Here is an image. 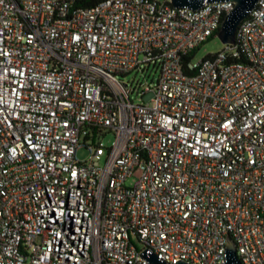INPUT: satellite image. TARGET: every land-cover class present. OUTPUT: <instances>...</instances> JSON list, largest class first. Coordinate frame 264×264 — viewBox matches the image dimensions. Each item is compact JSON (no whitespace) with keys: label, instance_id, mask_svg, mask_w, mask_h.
Instances as JSON below:
<instances>
[{"label":"built area","instance_id":"built-area-1","mask_svg":"<svg viewBox=\"0 0 264 264\" xmlns=\"http://www.w3.org/2000/svg\"><path fill=\"white\" fill-rule=\"evenodd\" d=\"M77 1L0 0V264H264V0Z\"/></svg>","mask_w":264,"mask_h":264},{"label":"water","instance_id":"water-1","mask_svg":"<svg viewBox=\"0 0 264 264\" xmlns=\"http://www.w3.org/2000/svg\"><path fill=\"white\" fill-rule=\"evenodd\" d=\"M223 1L233 2L234 8L224 17L217 37L223 44H235L238 26L250 15L259 0H171L172 5L176 8L188 7L193 10L202 8L205 3ZM226 249L227 264H242L237 255L236 244L231 238H228ZM142 256L151 264H169L166 261L160 260L156 254L147 255L146 252H143ZM178 264L187 263L181 261Z\"/></svg>","mask_w":264,"mask_h":264},{"label":"rangeland","instance_id":"rangeland-1","mask_svg":"<svg viewBox=\"0 0 264 264\" xmlns=\"http://www.w3.org/2000/svg\"><path fill=\"white\" fill-rule=\"evenodd\" d=\"M160 1H164V0H160ZM225 48L224 44L221 42V40L216 36L214 38H211L209 41H206L205 43H203L198 50L196 51V55L193 58L194 62H199L202 59L206 58L207 56H209L210 54H216L218 52L223 51ZM145 74H142L141 72L137 73V72H132L131 74H129L128 76L121 77L119 76V79L124 80L125 82H134L136 83H144L146 82V78L144 77ZM157 76V75H156ZM132 99L134 100L135 103H140L141 101L136 98L135 94L132 96ZM114 140L115 137L112 133H108L106 136L103 137V141L107 146H112L114 144ZM88 156V153L84 150L81 149L79 152V158L82 160H86ZM105 161V157L103 158L101 164L103 165ZM138 174H135V177ZM135 177L130 178L127 180V185H131L133 186L135 184Z\"/></svg>","mask_w":264,"mask_h":264},{"label":"trees","instance_id":"trees-1","mask_svg":"<svg viewBox=\"0 0 264 264\" xmlns=\"http://www.w3.org/2000/svg\"><path fill=\"white\" fill-rule=\"evenodd\" d=\"M104 0H78L77 1V6L82 7V8H90V7H94L96 5H98L99 3H101ZM224 19V18H223ZM217 34L213 35L212 37H210L207 41H209L211 38L216 37ZM198 50V49H197ZM196 50V51H197ZM196 55V52L191 53L189 56L184 58V68L186 69V64L192 60L194 58V56ZM187 73H189L186 70Z\"/></svg>","mask_w":264,"mask_h":264}]
</instances>
